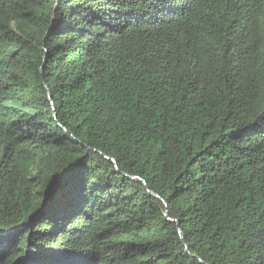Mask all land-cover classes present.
Returning a JSON list of instances; mask_svg holds the SVG:
<instances>
[{"label":"trees","instance_id":"1","mask_svg":"<svg viewBox=\"0 0 264 264\" xmlns=\"http://www.w3.org/2000/svg\"><path fill=\"white\" fill-rule=\"evenodd\" d=\"M0 264H264V0H0Z\"/></svg>","mask_w":264,"mask_h":264}]
</instances>
